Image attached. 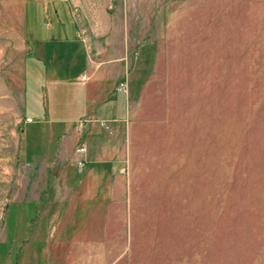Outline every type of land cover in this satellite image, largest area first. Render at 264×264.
<instances>
[{"label": "rangeland", "instance_id": "374dc122", "mask_svg": "<svg viewBox=\"0 0 264 264\" xmlns=\"http://www.w3.org/2000/svg\"><path fill=\"white\" fill-rule=\"evenodd\" d=\"M28 1L0 0V264H21L23 232L13 224L23 223L26 179L52 174L23 156L24 71L32 51L25 34L42 38L48 20L43 5L29 2L24 34ZM67 1L91 36L107 19L115 43L131 48L126 60L142 58L144 80L158 66L174 90L175 112L191 126L190 175L164 214L128 224L127 262L116 264H264V0L177 7ZM49 15L54 22L53 3ZM60 16L69 17L67 9ZM135 45L149 54L139 56Z\"/></svg>", "mask_w": 264, "mask_h": 264}, {"label": "crops", "instance_id": "0c3cea01", "mask_svg": "<svg viewBox=\"0 0 264 264\" xmlns=\"http://www.w3.org/2000/svg\"><path fill=\"white\" fill-rule=\"evenodd\" d=\"M108 1L121 7H177L202 0ZM29 2L44 7L42 38L25 34ZM24 7L23 29L32 51L24 71L23 156L52 174L26 179L23 223L13 224L23 232L20 263H126L128 224L135 216L164 214L177 184L190 175V121L175 112L174 90L161 80L158 66L144 80L142 58L126 60L131 48L115 43L107 19L91 28L92 36L106 35L97 40L85 33L67 0H29ZM119 20L127 26L126 18ZM135 46L139 56L149 54ZM127 76L125 94L116 88ZM87 119L105 120L107 127L75 126ZM80 143L87 147L83 155L75 152ZM122 240L124 252L117 251Z\"/></svg>", "mask_w": 264, "mask_h": 264}, {"label": "built area", "instance_id": "2783aa9c", "mask_svg": "<svg viewBox=\"0 0 264 264\" xmlns=\"http://www.w3.org/2000/svg\"><path fill=\"white\" fill-rule=\"evenodd\" d=\"M83 77L85 78V75H83ZM118 91L120 92H123L125 94L128 93V84H127V81L125 79H122L119 84L117 85V88H116ZM98 123L100 126L102 127H107V122L105 120H92V119H87V120H82V121H79L78 123H76V126L79 128V129H82L85 127V125H87L88 123ZM87 150V147H86V144L85 143H80L76 149H75V152L77 154H80V155H83ZM78 165L80 167L83 166V160H80L78 162Z\"/></svg>", "mask_w": 264, "mask_h": 264}]
</instances>
